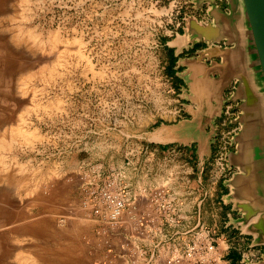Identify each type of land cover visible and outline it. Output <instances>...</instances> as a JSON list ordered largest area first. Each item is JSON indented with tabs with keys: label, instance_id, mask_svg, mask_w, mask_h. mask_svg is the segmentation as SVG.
<instances>
[{
	"label": "rangeland",
	"instance_id": "1",
	"mask_svg": "<svg viewBox=\"0 0 264 264\" xmlns=\"http://www.w3.org/2000/svg\"><path fill=\"white\" fill-rule=\"evenodd\" d=\"M209 7L197 14L208 18ZM195 9L193 0H0V137L12 138L0 155L4 173L29 178L24 192L0 178V264H93L102 256L98 225L81 206L85 183L99 172L123 185L132 164L133 181L171 192L170 165L155 159L144 167L141 157L158 146L146 139L171 123L186 83L168 69L160 39L182 34L189 18L206 22ZM21 27L37 35V48L17 36ZM50 32L59 37L53 44ZM196 56L190 49L185 57ZM222 111L208 176L224 182L237 169L216 177ZM235 145L231 139L225 165ZM173 175L179 189L181 165Z\"/></svg>",
	"mask_w": 264,
	"mask_h": 264
},
{
	"label": "crops",
	"instance_id": "2",
	"mask_svg": "<svg viewBox=\"0 0 264 264\" xmlns=\"http://www.w3.org/2000/svg\"><path fill=\"white\" fill-rule=\"evenodd\" d=\"M227 4L225 0L216 2L219 9L214 16L217 27L221 29L220 37L236 39L238 44L251 49L243 12L235 10L230 17ZM195 8V14L199 13L200 7ZM197 15L206 19V22L196 20L200 24H208L214 19L209 15L206 18L205 14ZM236 25L239 27L237 32ZM166 35L169 36L168 33ZM182 35L184 33L175 34L167 40L160 39V43L169 52L168 69L187 80L190 75H199L195 72L198 68L193 66L191 70L189 65L178 68V61L189 59L185 56L190 49L203 51L208 45L204 36L184 41L179 39ZM242 49L238 48L235 52L241 54ZM211 59L220 63L228 60L222 56H212ZM208 78L218 81L221 74L211 73ZM255 78L260 80L258 71ZM260 87L263 88V85ZM178 90L179 104L173 110V120L167 126L162 125L159 132L150 134L146 141L158 146H154L149 153L145 151L141 157L144 167L148 160L152 162L155 159L170 165L172 175L168 176L167 187L171 189L168 193L172 200L171 209L161 214L166 215L163 218L157 216L160 214L156 207L149 203L150 187L144 180L133 181L131 167H136L130 164L129 170L124 169L121 173V182L128 188L134 200L133 206L117 226L95 220L98 225L95 231L102 237L103 254L95 258L93 264H170L167 262L169 259L181 256L184 246L191 239L186 232L195 226L207 229L214 237L217 264H264V204L250 194L253 190H249L248 178L242 176L238 179L232 192L222 180H216L212 175L209 179L208 176L214 167L213 142L221 116L220 100L226 88L223 87L220 96L208 87L192 89L188 84L180 85ZM262 93L264 95V91ZM164 144L172 145V151L161 150ZM181 156L183 160L179 163L177 159ZM137 162L140 163L139 156ZM180 165L184 175L178 189L172 186L171 180L175 177V167ZM140 215H149V218L141 221ZM175 264L184 263L177 260Z\"/></svg>",
	"mask_w": 264,
	"mask_h": 264
},
{
	"label": "water",
	"instance_id": "3",
	"mask_svg": "<svg viewBox=\"0 0 264 264\" xmlns=\"http://www.w3.org/2000/svg\"><path fill=\"white\" fill-rule=\"evenodd\" d=\"M217 1L220 0H193L197 8L201 7L202 3H208V15L214 19L208 24H200L192 18L187 19L184 35L179 38L189 41L198 35L204 36L208 48L198 51L194 58L180 59L178 68L189 65L193 70V66L197 67L195 72L199 75H190L185 84L192 89L208 87L216 96H220L223 87L227 89L235 83L232 99L240 102V129L232 138V143L236 145L234 151L226 154V166L234 167L237 171L230 179L224 181V185L233 192L238 179L245 176L249 180V190H253L250 194L258 198L260 204H264V0H225L230 17L234 15L235 10H241L246 18L251 45L249 50L245 45L238 44L236 39L220 37L221 29L217 27L214 16L219 9ZM238 28L236 25L235 32ZM220 43L223 47L218 45ZM241 47V54L235 52ZM212 56L227 57L228 60L220 63L212 60ZM207 61L210 63L207 64ZM256 71L260 80L255 78ZM211 73L221 74L220 80H210L208 75ZM261 84L263 88L260 87ZM225 91L220 100V113L226 100Z\"/></svg>",
	"mask_w": 264,
	"mask_h": 264
},
{
	"label": "built area",
	"instance_id": "4",
	"mask_svg": "<svg viewBox=\"0 0 264 264\" xmlns=\"http://www.w3.org/2000/svg\"><path fill=\"white\" fill-rule=\"evenodd\" d=\"M233 92V88L227 90L222 111V125L226 126V130L222 132V142L219 143L215 154L217 178H222L228 171L224 162L227 145L230 146L231 139L239 128L236 120L239 118L240 110L238 103L232 99ZM84 194L82 208L89 215H93L95 220H104L107 225L113 227L121 223L123 216H128L124 214L131 211L134 201L113 172L106 175L99 172L97 180L85 183ZM149 203L156 207L160 214L157 216L163 218L166 215L161 214L171 209L172 200L166 189L157 188L150 193ZM148 216L140 215L139 220H148ZM186 234L190 235L191 239L184 246L181 256L169 259L168 263L175 264L179 260L184 264H217L214 237L207 229L195 226Z\"/></svg>",
	"mask_w": 264,
	"mask_h": 264
},
{
	"label": "bare ground",
	"instance_id": "5",
	"mask_svg": "<svg viewBox=\"0 0 264 264\" xmlns=\"http://www.w3.org/2000/svg\"><path fill=\"white\" fill-rule=\"evenodd\" d=\"M26 0H22V2L24 3ZM28 29V28H27ZM26 29V31H24V28L23 27H21V28H19V30L16 32V34H17V36H19L20 34H24V35H26V39H25V41H26V44L28 45V46H30V47H34V48H37L38 46H39V43L38 44H36V40H37V35L35 34V33H32V31H30V30H27ZM52 35H50V36H52L51 37V39H52V41H50V39H48V41L49 42H51V44H53V43H55V41H56V38H57V36H56V34H57V32H50ZM54 33H56V34H54ZM56 37V38H55ZM57 39H59V37L57 38ZM180 39V38H179ZM183 39V38H182ZM38 41V40H37ZM54 41V42H53ZM59 41V40H58ZM53 42V43H52ZM50 44V45H51ZM41 49H42V47H41ZM18 130H21V131H19L20 133H23L24 134V136H25V132H24V130L22 129V128H17ZM17 130V131H18ZM18 132V134H20ZM23 134H21V136H22V138H23ZM29 136H31L32 137V135H30L29 134ZM26 137V136H25ZM24 137V138H25ZM158 140H160V139H158ZM11 145H12V138H4V137H0V152L2 153V151L3 150H8L10 147H11ZM0 153V154H1ZM5 157L3 156V154L2 155H0V173L4 170V164H5ZM15 165V164H14ZM16 166H18V165H16ZM18 168H19V170H20V166H18ZM17 169V168H16ZM15 169V170H16ZM15 172V171H14ZM17 174H19L20 175V173H18L17 172ZM13 176H15V177H13ZM13 176H12V174H11V172H6V173H4V171L1 173V175H0V178L2 179V180H4L6 183H8V184H19V185H21V188H22V186H24V188L25 189H23V192H24V190H26V183H27V181H28V179L29 178H27V177H25L23 174L22 175H20V177L21 178H17V177H19V176H17L16 177V175L15 174H13ZM22 176H24V177H22ZM30 184V183H29ZM28 184V185H29ZM32 185V184H31ZM19 188V187H18ZM33 188H35L34 186H33ZM27 189H28V187H27ZM30 189V188H29ZM33 190V189H32ZM27 191V190H26ZM30 192V191H29ZM32 193H33V191H32ZM24 194V193H23ZM25 194H27V192H25ZM24 194V195H25Z\"/></svg>",
	"mask_w": 264,
	"mask_h": 264
},
{
	"label": "flooded vegetation",
	"instance_id": "6",
	"mask_svg": "<svg viewBox=\"0 0 264 264\" xmlns=\"http://www.w3.org/2000/svg\"><path fill=\"white\" fill-rule=\"evenodd\" d=\"M180 82V81H179Z\"/></svg>",
	"mask_w": 264,
	"mask_h": 264
}]
</instances>
